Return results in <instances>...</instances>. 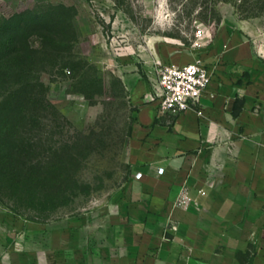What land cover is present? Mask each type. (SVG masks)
Returning <instances> with one entry per match:
<instances>
[{
  "label": "rangeland",
  "instance_id": "1",
  "mask_svg": "<svg viewBox=\"0 0 264 264\" xmlns=\"http://www.w3.org/2000/svg\"><path fill=\"white\" fill-rule=\"evenodd\" d=\"M240 1L0 0V30L46 19L68 37L52 57L42 32L25 30L38 49L27 77L34 100L14 144L29 172L22 188L0 175V205L46 225L49 237L61 231L66 248L100 249L134 171L138 105L125 81L148 94L164 65L239 61L251 71L241 69L239 81L252 76L264 93V0Z\"/></svg>",
  "mask_w": 264,
  "mask_h": 264
},
{
  "label": "crops",
  "instance_id": "2",
  "mask_svg": "<svg viewBox=\"0 0 264 264\" xmlns=\"http://www.w3.org/2000/svg\"><path fill=\"white\" fill-rule=\"evenodd\" d=\"M237 64L211 68L200 103L177 117L125 81L138 109L121 220L100 249H69L61 231L49 237L0 205V264H264V93Z\"/></svg>",
  "mask_w": 264,
  "mask_h": 264
},
{
  "label": "trees",
  "instance_id": "3",
  "mask_svg": "<svg viewBox=\"0 0 264 264\" xmlns=\"http://www.w3.org/2000/svg\"><path fill=\"white\" fill-rule=\"evenodd\" d=\"M240 3L244 5L246 0ZM56 23L44 19L29 22L22 30L14 27L0 30V90H4L0 92V175L6 177L10 187L22 188L29 172L18 164L14 144V136L25 119L28 104L34 100L28 90L31 83L27 77L36 62L38 49L28 42L25 30H40L45 43L43 52L53 57L68 42L67 35L60 32ZM7 83L11 85L5 89L3 84ZM241 106V101L235 103L234 116Z\"/></svg>",
  "mask_w": 264,
  "mask_h": 264
},
{
  "label": "built area",
  "instance_id": "4",
  "mask_svg": "<svg viewBox=\"0 0 264 264\" xmlns=\"http://www.w3.org/2000/svg\"><path fill=\"white\" fill-rule=\"evenodd\" d=\"M213 72L210 66L197 59L182 65H164L149 89V99L157 104L159 114L177 117L198 105L210 86ZM163 169H158L162 173ZM141 173L136 174L140 178Z\"/></svg>",
  "mask_w": 264,
  "mask_h": 264
}]
</instances>
